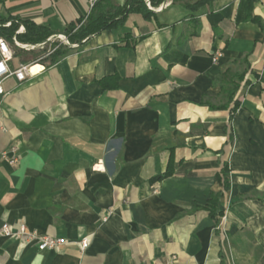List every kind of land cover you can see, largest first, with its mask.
I'll list each match as a JSON object with an SVG mask.
<instances>
[{
	"label": "crops",
	"instance_id": "crops-1",
	"mask_svg": "<svg viewBox=\"0 0 264 264\" xmlns=\"http://www.w3.org/2000/svg\"><path fill=\"white\" fill-rule=\"evenodd\" d=\"M97 1L0 0V19L63 33ZM198 1L4 81L0 228L65 243L0 235V264H264V0Z\"/></svg>",
	"mask_w": 264,
	"mask_h": 264
},
{
	"label": "trees",
	"instance_id": "trees-1",
	"mask_svg": "<svg viewBox=\"0 0 264 264\" xmlns=\"http://www.w3.org/2000/svg\"><path fill=\"white\" fill-rule=\"evenodd\" d=\"M176 1V0H174ZM204 0H199L202 2ZM164 0H127L123 6L116 3L115 0H98L90 14L85 20L80 21V27L72 30H66L63 33H58L51 30L47 26L36 25L30 21H21L16 18L0 19V37L5 38L13 47L14 56L18 57L22 63L32 65H55L62 57L71 51L64 45H60L51 55L47 54L48 47L40 50L26 51L14 45V38L21 44L38 45L46 42L50 37L64 35L68 38L71 44L81 45L84 40H87L93 35H97L103 31L110 29H120L123 27L131 14H142L146 19L153 15L149 7L157 8ZM10 23V25H8ZM21 26H24L25 31L18 33ZM235 88V87H234ZM234 94V93H232ZM226 172V167L224 168ZM225 182V190L229 189V182ZM222 194H213L210 198V212L212 217H222L224 209L220 204Z\"/></svg>",
	"mask_w": 264,
	"mask_h": 264
},
{
	"label": "built area",
	"instance_id": "built-area-1",
	"mask_svg": "<svg viewBox=\"0 0 264 264\" xmlns=\"http://www.w3.org/2000/svg\"><path fill=\"white\" fill-rule=\"evenodd\" d=\"M85 41L86 40H84L83 42ZM14 45L27 51H32L37 48L44 49L48 47L47 54L45 56L51 55L56 49H58L60 45H64L68 48L78 47V44H71L68 38L64 35L52 36L46 42L38 45L21 44L17 41L16 38H14ZM13 59L14 51L10 43L5 38L0 37V101L1 98L5 95L4 81L6 79L13 77L19 82H24L33 75L32 70L34 65L20 64L18 68L13 69L10 65ZM10 162L13 165H17V157L13 156L10 159ZM0 235L6 238L21 240L26 243H29L31 241H38V248L40 251L56 249L65 243L63 239L53 238L49 236L40 237L35 232L29 231L25 225H19L15 227L11 224L5 223L0 228ZM80 246L82 250L87 249L89 246V240L83 239L80 242Z\"/></svg>",
	"mask_w": 264,
	"mask_h": 264
},
{
	"label": "bare ground",
	"instance_id": "bare-ground-1",
	"mask_svg": "<svg viewBox=\"0 0 264 264\" xmlns=\"http://www.w3.org/2000/svg\"><path fill=\"white\" fill-rule=\"evenodd\" d=\"M40 69H41L40 66H34V67H33V71H37V70H40Z\"/></svg>",
	"mask_w": 264,
	"mask_h": 264
}]
</instances>
